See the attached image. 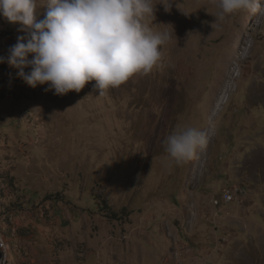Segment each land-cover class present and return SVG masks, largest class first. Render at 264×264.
Wrapping results in <instances>:
<instances>
[{
	"label": "rangeland",
	"instance_id": "rangeland-1",
	"mask_svg": "<svg viewBox=\"0 0 264 264\" xmlns=\"http://www.w3.org/2000/svg\"><path fill=\"white\" fill-rule=\"evenodd\" d=\"M159 2L161 61L103 96L0 62L8 264H264V0L223 21L211 0ZM19 28L0 15V57ZM189 126L208 143L177 165L162 141Z\"/></svg>",
	"mask_w": 264,
	"mask_h": 264
},
{
	"label": "clouds",
	"instance_id": "clouds-1",
	"mask_svg": "<svg viewBox=\"0 0 264 264\" xmlns=\"http://www.w3.org/2000/svg\"><path fill=\"white\" fill-rule=\"evenodd\" d=\"M173 2L160 0L159 4L170 11ZM211 2L220 21L230 14H256L262 9L261 0ZM156 4L153 0H0V15L19 23L18 31L25 33L0 62L17 69L16 75L33 88L47 83L45 91L64 95L70 90L80 92L94 80L93 87L103 96L135 74L150 73L161 61V46L170 34L154 32L150 26ZM45 5L43 18L37 19L38 9ZM162 143L168 157L179 165L197 157L198 150L207 146L208 135L189 126ZM9 250L0 233V264H8Z\"/></svg>",
	"mask_w": 264,
	"mask_h": 264
},
{
	"label": "built area",
	"instance_id": "built-area-1",
	"mask_svg": "<svg viewBox=\"0 0 264 264\" xmlns=\"http://www.w3.org/2000/svg\"><path fill=\"white\" fill-rule=\"evenodd\" d=\"M231 200H232V195L230 193H226V194L223 195V201L224 202H229ZM214 203L218 204V201L215 199ZM0 233H2V232L0 231Z\"/></svg>",
	"mask_w": 264,
	"mask_h": 264
},
{
	"label": "trees",
	"instance_id": "trees-1",
	"mask_svg": "<svg viewBox=\"0 0 264 264\" xmlns=\"http://www.w3.org/2000/svg\"><path fill=\"white\" fill-rule=\"evenodd\" d=\"M2 189V188H1Z\"/></svg>",
	"mask_w": 264,
	"mask_h": 264
}]
</instances>
